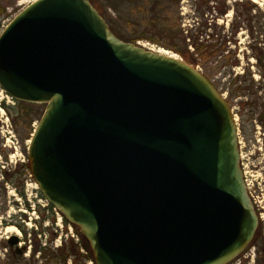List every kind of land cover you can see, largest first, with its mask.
Listing matches in <instances>:
<instances>
[{"label":"water","instance_id":"obj_1","mask_svg":"<svg viewBox=\"0 0 264 264\" xmlns=\"http://www.w3.org/2000/svg\"><path fill=\"white\" fill-rule=\"evenodd\" d=\"M162 50L120 39L92 0H36L0 35V87L45 105L32 177L95 264H227L257 232L231 105Z\"/></svg>","mask_w":264,"mask_h":264},{"label":"rangeland","instance_id":"obj_2","mask_svg":"<svg viewBox=\"0 0 264 264\" xmlns=\"http://www.w3.org/2000/svg\"><path fill=\"white\" fill-rule=\"evenodd\" d=\"M34 1L0 0V35ZM92 3L111 30L124 41L142 39L132 43L148 44V47L163 49L179 57L177 50L185 53L194 51L187 37L196 34L200 22H204L207 33L213 35L210 42L219 48L224 47L226 39L231 37L230 24L236 15L234 10H242L245 3L243 5L250 8V22L247 21L244 29L226 44L227 51L206 61L200 59L201 67H198L226 99L229 96L225 88L230 82V63L239 64L232 72L242 73L251 69L255 79H259L251 46L257 42L264 46V0H210L202 11V17L196 0H92ZM223 12L226 14L221 15ZM230 50L232 52L225 57ZM202 64L205 68L223 67L216 74H206ZM238 100L234 99L233 104H229L238 124L242 167L250 193L264 207V128L255 120L251 121L249 116L245 117L246 125L240 124L239 128ZM30 104L34 103L18 104L0 87V264H64L61 260L44 259L39 252L33 255L39 246L47 245L53 250L65 245L69 253L71 245H82L88 241L84 236L82 238L81 232L77 233L72 224H66L57 210L49 209L32 178L28 148L39 120L30 125L29 118H35L33 113L29 118H20L18 112L25 114L27 110L35 109L41 118L45 105ZM44 217L45 221L41 223ZM11 226L19 229V235H8L6 228ZM12 236H17L22 248H26L24 254L15 255V248L8 242V237ZM80 264H84L83 261L80 260Z\"/></svg>","mask_w":264,"mask_h":264},{"label":"trees","instance_id":"obj_3","mask_svg":"<svg viewBox=\"0 0 264 264\" xmlns=\"http://www.w3.org/2000/svg\"><path fill=\"white\" fill-rule=\"evenodd\" d=\"M197 1V8L199 9L200 16L202 15V11H205V6L208 4L210 0H196ZM244 2V1H243ZM245 4V3H243ZM242 4V10H238L235 8V16L233 18L232 23L230 24V30L231 31V37L229 39H226L225 46L222 48H219L218 45L210 42L213 38V35H210L207 33L204 22H198L199 23V29L196 32L194 36L187 37L190 42H192V46L194 47V51L192 53L182 52L177 50V53L181 55V57L184 59V61L190 65H193L195 67L200 66L199 60H205V59H212L215 58L218 54L222 55L225 51H227V43L230 42L232 37L234 35H237L240 33L241 29H244V25L249 20V13L250 8H247L245 5ZM226 14V12L221 13V15ZM250 22V21H248ZM205 29V30H204ZM204 30V31H203ZM229 36V34H228ZM193 37V38H192ZM227 37V34H226ZM122 40H124L122 37H120ZM186 38V39H187ZM185 39V40H186ZM138 40H125L127 42H136ZM251 49H253V57L256 59V73L259 75V79H255L254 72L251 69L244 70L242 73H234L232 72V69L234 67H237L239 64L236 62H232L229 65L231 66V70H229V85L226 86L225 89L228 91L229 96L227 97L228 103L230 102L231 105L233 104L234 99L239 98L237 104L239 107L238 115L241 117V123L245 124V117L249 116L251 121H256L264 128V46L261 45L260 42L254 43L253 46H251ZM232 52V50L228 51V55L225 57H228L229 54ZM196 56V58L194 57ZM206 61V60H205ZM203 65V69H205L206 74L212 73L216 74L220 69H222L223 65L215 66L212 68H205L206 66ZM203 72V71H202ZM231 72V73H230ZM205 75V74H204ZM207 76V75H206ZM209 78V77H208ZM222 93V92H221ZM18 104L24 105L25 102H17ZM29 105V104H28ZM30 105H36V104H30ZM7 110L9 109L6 107ZM17 110V108H15ZM33 113V118L30 117V115ZM18 115L20 118H29L30 125L33 124V121L36 119H40V112L35 109H29L27 112H18ZM246 125V124H245ZM241 129V125L239 126ZM49 209L53 210L54 208L51 205H48ZM45 221V217L42 219L41 223ZM66 224L68 222L64 220ZM40 223V222H39ZM22 228V227H21ZM78 234H81L80 231L75 227ZM82 238L83 235L81 234ZM71 252L67 253L66 249L67 247L64 245L62 248L57 249H51L47 245L45 246H39L36 248L33 252V255L37 254L38 252L44 259H57V260H64L65 262L72 258L77 262V264H80V260L83 261L84 264L92 263L94 262V255L93 252L87 242L84 244H74L71 245ZM70 251V250H69ZM81 251H84L82 253ZM13 258V257H12Z\"/></svg>","mask_w":264,"mask_h":264},{"label":"flooded vegetation","instance_id":"obj_4","mask_svg":"<svg viewBox=\"0 0 264 264\" xmlns=\"http://www.w3.org/2000/svg\"><path fill=\"white\" fill-rule=\"evenodd\" d=\"M252 197L256 203L255 211L259 220L257 232L255 234L253 241L244 250V252L227 264H264V212H263L264 207L259 204L260 202L257 199H255L253 195ZM12 248H15L16 256L17 255L20 256L24 254L26 249V248H22V246L20 245V241L17 243V245H15V247ZM16 249H21V253H18ZM61 261L64 264L69 262L77 264V262L72 258H70L66 262L64 260Z\"/></svg>","mask_w":264,"mask_h":264},{"label":"bare ground","instance_id":"obj_5","mask_svg":"<svg viewBox=\"0 0 264 264\" xmlns=\"http://www.w3.org/2000/svg\"><path fill=\"white\" fill-rule=\"evenodd\" d=\"M27 1L28 0H21L22 3H25ZM143 45L146 46V47H148V44H143ZM162 52H164V50H162ZM6 232L8 233V235H19V233H20L19 229H17L14 226H11V227L6 228Z\"/></svg>","mask_w":264,"mask_h":264},{"label":"clouds","instance_id":"obj_6","mask_svg":"<svg viewBox=\"0 0 264 264\" xmlns=\"http://www.w3.org/2000/svg\"><path fill=\"white\" fill-rule=\"evenodd\" d=\"M9 238V237H8Z\"/></svg>","mask_w":264,"mask_h":264}]
</instances>
